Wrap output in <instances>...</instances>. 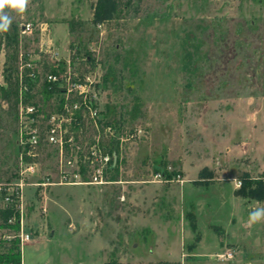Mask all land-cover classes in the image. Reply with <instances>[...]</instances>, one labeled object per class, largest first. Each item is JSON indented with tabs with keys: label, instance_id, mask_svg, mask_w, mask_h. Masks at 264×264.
Wrapping results in <instances>:
<instances>
[{
	"label": "rangeland",
	"instance_id": "obj_1",
	"mask_svg": "<svg viewBox=\"0 0 264 264\" xmlns=\"http://www.w3.org/2000/svg\"><path fill=\"white\" fill-rule=\"evenodd\" d=\"M97 1L5 9L18 47L13 64L0 32V183L19 181L23 131L77 117L66 108L75 81L91 85L100 127L134 135L111 145V183L24 188L22 264H264V221L248 223L264 208V0H120L101 19ZM42 144L31 184L57 163Z\"/></svg>",
	"mask_w": 264,
	"mask_h": 264
},
{
	"label": "built area",
	"instance_id": "obj_2",
	"mask_svg": "<svg viewBox=\"0 0 264 264\" xmlns=\"http://www.w3.org/2000/svg\"><path fill=\"white\" fill-rule=\"evenodd\" d=\"M30 31L31 25L26 27ZM44 32V30H42ZM56 80L53 75L48 76ZM91 85L87 82H73L66 92L70 93V109L78 110L73 113L76 118H62L59 122L51 123L44 131L35 127L29 131H23L20 136L22 153L20 155V178L17 183H0V196H2V209L11 207L21 209L20 226L23 224V203L24 188L35 185L41 191H47L50 187L57 186H78V185H104L111 183L110 176L115 172L118 163V155L111 145L117 144L124 138L131 140L134 135L125 136V131L120 123L107 124L100 127L97 113L86 103L88 88ZM75 94V95H74ZM94 99H90V102ZM29 109V108H28ZM29 110L32 111L30 108ZM82 113V118L80 114ZM71 120V121H70ZM85 121V128L81 123ZM75 122L76 133L70 128ZM90 126V127H89ZM89 130L92 138L88 139ZM44 137V139H43ZM57 149V163L55 168L47 173L42 181L35 184L28 182L30 178L39 174L38 157L41 153L42 141ZM14 206V207H13ZM46 212V209H44ZM16 221L11 218L9 222ZM21 247L32 241L31 234L26 233L20 227L18 233Z\"/></svg>",
	"mask_w": 264,
	"mask_h": 264
},
{
	"label": "trees",
	"instance_id": "obj_3",
	"mask_svg": "<svg viewBox=\"0 0 264 264\" xmlns=\"http://www.w3.org/2000/svg\"><path fill=\"white\" fill-rule=\"evenodd\" d=\"M129 5H130V2L126 6H129ZM119 7H121L120 0H98L96 7H95L94 16L98 19H101L104 16H106L108 12L118 10ZM69 25H70V32H74L76 26H78L76 22H71ZM2 35L6 39V45L9 50L8 57H7L8 61L14 64L16 63L15 58L17 57L18 41L15 38L10 37L6 32H3ZM6 82L9 86V89H8V92L4 94L3 99L6 100L12 106V108L15 109V107L18 104V96H19L18 85L16 81H14V79L12 80L10 75L6 76ZM80 118H82V113L80 114ZM85 126H86V123L85 121H83L81 123V127L85 128ZM254 198L263 199L264 197L260 194L258 196L255 195ZM12 216H13V211H11L10 209L0 208V251L3 249L4 250L7 249L6 256L9 259L10 264H22L21 245H20V239L18 237V233L20 231V225L18 221H13L11 223L9 222ZM192 217H193V221L191 222V229L193 232H195L197 229V224H196L195 217L194 216ZM8 232L14 233L13 238L10 240L3 239V236L7 235ZM196 240L197 242L200 240L199 235H197ZM105 264H122V263L117 262V261H110ZM154 264H181V262L180 261H158Z\"/></svg>",
	"mask_w": 264,
	"mask_h": 264
},
{
	"label": "clouds",
	"instance_id": "obj_4",
	"mask_svg": "<svg viewBox=\"0 0 264 264\" xmlns=\"http://www.w3.org/2000/svg\"><path fill=\"white\" fill-rule=\"evenodd\" d=\"M29 0H0V32H7L12 24V18L5 12L10 9L18 14H23ZM264 221V208H255L249 215V224H256Z\"/></svg>",
	"mask_w": 264,
	"mask_h": 264
},
{
	"label": "crops",
	"instance_id": "obj_5",
	"mask_svg": "<svg viewBox=\"0 0 264 264\" xmlns=\"http://www.w3.org/2000/svg\"><path fill=\"white\" fill-rule=\"evenodd\" d=\"M161 261H174V260H161ZM181 262V261H180ZM181 264H182V262H181Z\"/></svg>",
	"mask_w": 264,
	"mask_h": 264
}]
</instances>
